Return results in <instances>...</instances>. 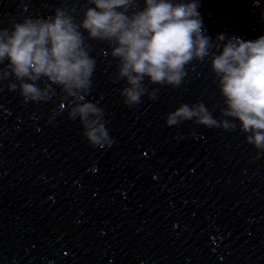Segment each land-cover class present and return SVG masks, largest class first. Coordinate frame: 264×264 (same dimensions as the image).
<instances>
[{
    "label": "water",
    "instance_id": "obj_1",
    "mask_svg": "<svg viewBox=\"0 0 264 264\" xmlns=\"http://www.w3.org/2000/svg\"><path fill=\"white\" fill-rule=\"evenodd\" d=\"M197 2L213 41L264 35V0ZM86 4L0 0V28L57 7L78 21ZM87 42L96 59L87 99L105 112L109 148L88 142L59 88L47 102L25 103L0 83V264H264V156L238 121L233 131L166 124L185 103L203 102L220 117L211 61L188 65L179 87L146 79L158 99L129 107L109 44Z\"/></svg>",
    "mask_w": 264,
    "mask_h": 264
},
{
    "label": "clouds",
    "instance_id": "obj_2",
    "mask_svg": "<svg viewBox=\"0 0 264 264\" xmlns=\"http://www.w3.org/2000/svg\"><path fill=\"white\" fill-rule=\"evenodd\" d=\"M198 6L197 0H143L142 8L138 0H87L78 21L64 7L46 18L25 17L10 29L0 28V83L7 82L9 91L18 90L25 103L47 102L59 88L69 119H79L88 142L105 149L115 140L103 108L87 99L96 69L88 40L109 44L111 57L118 61L115 80L125 81L120 95L129 107L139 105L145 95L158 99L159 89H149L146 79L154 85L179 87L188 76V65L209 59L223 98L220 117L214 118L203 102L185 103L167 114V126L194 121L233 131L238 121L260 158L264 156V35L245 41L220 34L213 41L204 34Z\"/></svg>",
    "mask_w": 264,
    "mask_h": 264
}]
</instances>
